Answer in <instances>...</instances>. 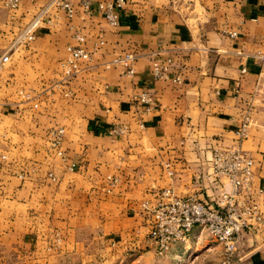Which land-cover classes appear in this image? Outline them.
Here are the masks:
<instances>
[{
	"label": "crops",
	"instance_id": "obj_1",
	"mask_svg": "<svg viewBox=\"0 0 264 264\" xmlns=\"http://www.w3.org/2000/svg\"><path fill=\"white\" fill-rule=\"evenodd\" d=\"M51 1L10 11L0 0V59L11 50L0 69V264L182 259L197 229L158 259L142 206L164 189L209 203L232 191L212 176L216 150L254 161L249 197L264 217V0H125L117 26L98 11L117 0L89 12L68 0L72 19ZM39 17L35 39L14 47ZM76 35L91 60L66 81ZM127 54L132 75L114 63ZM156 60H171L166 79ZM236 264H264V225L244 232Z\"/></svg>",
	"mask_w": 264,
	"mask_h": 264
},
{
	"label": "built area",
	"instance_id": "obj_2",
	"mask_svg": "<svg viewBox=\"0 0 264 264\" xmlns=\"http://www.w3.org/2000/svg\"><path fill=\"white\" fill-rule=\"evenodd\" d=\"M86 12L91 10L92 0H79ZM125 0L103 2L98 5V11L103 14L112 26L118 25V12ZM6 7L15 11L20 0H6ZM50 7L65 10L69 19L75 15V9L68 0H52ZM48 9L42 15L47 14ZM42 17V16H41ZM41 18L27 26L14 43V47L31 42L35 39V28ZM79 45L69 48L70 57L61 63L62 72L66 81H71L81 72L82 64L91 60V54L85 49V37L76 35ZM101 40V44H103ZM10 51L0 59V69L9 60ZM264 60V56H260ZM135 56L127 54L117 58L114 63L126 67L127 73L134 74L132 64ZM172 62L168 60L154 61L153 71L157 80L166 79ZM180 82L179 78H176ZM140 103L152 104L147 93L140 96ZM62 131L56 134L55 145H60ZM238 135H246L243 128ZM213 169L212 176L218 181L225 177L229 180L232 191H223L209 203L195 197H180L172 189H164L158 193L155 203H143V211L150 220L149 243L158 259L167 257L178 245L185 243L196 230L205 232L213 241L222 246L220 264H236L243 235L246 230L259 229L264 225V217L254 200L249 197L253 189L254 161L245 152L239 149L216 150L210 161Z\"/></svg>",
	"mask_w": 264,
	"mask_h": 264
},
{
	"label": "rangeland",
	"instance_id": "obj_3",
	"mask_svg": "<svg viewBox=\"0 0 264 264\" xmlns=\"http://www.w3.org/2000/svg\"><path fill=\"white\" fill-rule=\"evenodd\" d=\"M197 239L190 240L188 243L184 244L185 254L180 258H171L162 261L159 264H220L222 257V246L217 242L213 241L205 232L201 230H196ZM55 243L58 246L60 241L58 234H55ZM57 249L60 250L58 247ZM12 258L7 257V261L10 262ZM42 258H35V264H43ZM56 260V261H52ZM58 256L50 257L45 264H106V261L102 258H66L65 260H60Z\"/></svg>",
	"mask_w": 264,
	"mask_h": 264
},
{
	"label": "trees",
	"instance_id": "obj_4",
	"mask_svg": "<svg viewBox=\"0 0 264 264\" xmlns=\"http://www.w3.org/2000/svg\"><path fill=\"white\" fill-rule=\"evenodd\" d=\"M175 248H176V247H175ZM175 248H174V249H175ZM174 249H173V250H174ZM173 250L171 251V253L173 252ZM171 253H170V254H171ZM170 254H169V255H170Z\"/></svg>",
	"mask_w": 264,
	"mask_h": 264
}]
</instances>
